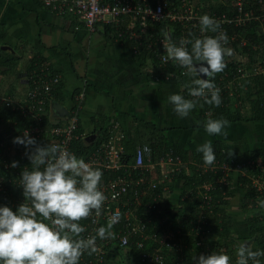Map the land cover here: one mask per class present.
Instances as JSON below:
<instances>
[{"label": "trees", "instance_id": "trees-1", "mask_svg": "<svg viewBox=\"0 0 264 264\" xmlns=\"http://www.w3.org/2000/svg\"><path fill=\"white\" fill-rule=\"evenodd\" d=\"M234 1L193 0L195 10H198L203 15L231 11L234 9ZM246 1L255 2V0ZM153 3L155 4L156 2L153 1ZM255 5L259 8L260 3L255 2ZM74 16L80 20L76 15ZM106 27L108 31L113 32L112 37L117 39V34L113 31L115 30L114 25L106 24ZM168 27L171 30H175V35L177 31L183 28V25L180 22L168 20L155 22V29L160 34L164 33ZM231 28L234 29L235 27L231 26ZM235 30L238 36L230 42L231 44L229 46L233 49L232 56L234 58L226 60V67L223 71L230 70L233 66L240 64H246L250 67L252 61L259 57L264 58V21L252 19L246 24L235 28ZM190 33L198 38L196 31H190ZM215 35L217 34L212 32L206 34V36ZM242 38L246 39L245 43H240ZM117 40L119 43L123 42L124 45L129 46L131 49L136 44L135 40L127 37L118 38ZM145 43H147V40L143 38L139 51L135 52L133 50V52L135 53V59L145 66L146 76L149 79H153V74L160 73L164 66L162 64L160 65L158 58L146 48ZM149 52L151 54H148ZM21 57V55L14 54L0 47V179L6 183L8 190V194L0 190V206H9L13 211H16L21 205L18 202L20 196L24 197L23 190H20L17 186L15 187L14 184L15 179L21 175L18 172H22L25 166L29 170L32 168L26 152H31L33 149L29 148L25 150L26 147L24 145L13 143L14 138L19 135L22 137L21 134L24 128L31 124H36L34 113L29 112V107L26 108V105L31 99H37L39 97H31V94L28 95L27 91L29 92L36 88L37 85L33 83L34 78L43 80L40 76L47 74L44 76L49 79L50 76L55 74H51L49 67L40 69L42 66L40 64L43 59L36 56L26 61L22 69H18ZM36 61L39 63H36ZM183 69L179 65L168 63L167 70L172 72V74L169 78H162L161 82L168 81L173 84H178L182 88L181 95H184L187 99H194L189 96V90L185 87V85L190 83L192 78L186 75L187 70L185 69V72H183ZM218 74L215 75L214 82L218 80ZM10 76L16 77V79H10ZM20 78L26 79L23 83L27 90L26 93H22L19 90V94L17 93L16 84L17 82L21 84ZM64 84L61 78L57 82L52 83V89L46 92L45 95V91L41 90L42 93L40 96H45V101L42 137L41 139H36L37 144L40 146L51 144V134L48 130L56 124L66 123L72 114V110L78 104L76 95L80 92L81 88L74 91L73 104L66 118L52 122L49 116L50 99L52 97L57 99L58 96V99L63 97V93L61 92ZM245 85L247 87L242 88L241 93L234 98L238 101V105L234 103L228 104L225 100H222L220 106L217 107L215 105H209L205 103L203 98H199L193 112L202 119L201 126H204L208 119L225 118L229 121L264 119V77L261 75L252 76L245 81ZM30 92L32 93V91ZM82 111L78 119V127L74 131L75 134L80 135H74L72 137L71 149L74 154L83 158L85 161L92 152L103 147L106 140L118 134L117 132L123 133L121 140L125 145V149L121 154L122 167L119 169H102L100 166L97 167L102 170V181L105 183L110 178L116 177L119 173L126 174L135 161L137 147L146 142H149L153 147L154 161L166 151H172L174 154L180 155L182 160L187 163L184 164L183 162L180 170L174 172L172 180L169 182L171 190L164 194L163 198L159 200L155 207L150 208V213L146 216L145 220V234L147 235L152 232L161 233L165 229L171 230L176 234L170 250L166 247L161 250L166 256L165 264H178V252L174 247H178L181 243L184 246V252L188 259L186 264H192L191 260L199 256L202 252L204 255H209L213 251L217 253L223 251L232 258L233 264H235L238 246L246 240L251 243L254 250H262L264 244V207L260 205L256 206V201L258 200H256L257 191L250 178L240 177L237 183H235V187L230 190L229 185L219 183L215 180L217 176L222 174L221 167L217 166L216 170H212L211 168L206 169V166L201 165L204 163L203 154L198 152L197 148L203 143L189 146L188 143L180 142L174 139L172 135L168 136L166 128L159 127L153 120L147 121L141 119L142 121H137L131 126H126L119 120V127H113L116 116L113 117L108 113L99 114L95 116L96 125L91 129V132L84 133L85 127L82 123ZM211 142L216 153V158L220 162L228 161L236 163L247 157L264 158V149L247 151L243 154L233 153L229 157L228 153L231 152L226 148L222 139H214ZM13 162H18V166H6L7 163L12 164ZM134 172L133 170V174H135ZM209 181H213L217 185L216 188L211 190L214 196V210L213 212H204L206 222L202 224V228L197 229L201 209L200 201L203 198L202 194L197 192V189L203 190L204 187L199 188V186ZM174 185L181 187L179 190H175ZM158 190L161 191V187ZM174 195H178L177 201L174 199L171 200L170 196ZM150 197L149 195L143 197V203L140 208H136L140 214L144 212L148 202L151 201ZM232 202L234 205L238 203V210L234 214L232 212L229 213L228 210ZM161 219H163L162 222H160ZM88 221L90 219L82 220L80 223L81 225H85ZM91 225L89 223V226ZM106 225L107 222L103 220L101 226ZM120 227L121 223H115L112 229L114 236L111 238V242L107 245V248H115L117 250L125 249L129 253L132 252L134 256L133 261L137 262V264H145V261L142 259V252L145 250L152 251L157 245V241L154 238H146V236L136 233L129 237V243L126 246L121 247L116 237V232ZM93 235H96V231ZM98 239L96 241H100ZM139 240L143 242V246L139 245ZM84 255L86 257L89 256L87 252ZM92 256L93 254L89 257ZM79 264H83V262L80 261ZM103 264H108L107 258ZM249 264H252V262ZM261 264L263 263L261 262Z\"/></svg>", "mask_w": 264, "mask_h": 264}, {"label": "built area", "instance_id": "built-area-1", "mask_svg": "<svg viewBox=\"0 0 264 264\" xmlns=\"http://www.w3.org/2000/svg\"><path fill=\"white\" fill-rule=\"evenodd\" d=\"M52 9L61 14H74L76 15L89 30H96L98 24H110L114 25V32L117 34V38H131L136 41L133 46V50L138 52L143 38L147 40L146 48L153 52V54L160 61L164 68L160 73H154V78L151 79L154 82H161L162 78H169L172 72L168 71V63L179 65L178 62L168 58L164 49L165 36L167 32L171 42L179 43L181 38L191 39L189 36L190 31H196L198 38H203L209 31L202 32L200 25V17L203 16L198 10H195L193 0H43ZM153 1L156 3L154 4ZM260 3L259 8L255 5ZM255 2H247L246 0H235L233 2L234 9L231 11L215 12L213 15H209L220 23V31H224L228 36L227 47L230 46V42L235 40L238 36L235 28L240 25L246 24L252 19H258L264 21V0H255ZM160 20L177 21L183 25V28L174 35L175 30H171L170 27L160 34L155 29V22ZM231 26L235 28L232 29ZM117 31V32H116ZM218 34V33H216ZM246 39L242 38L240 43H245ZM189 49L191 45H188ZM231 48V47H230ZM148 54H151V53ZM234 58L226 57L227 59ZM167 66V67H166ZM185 72V69L182 70ZM43 74L40 77L43 80L34 78L33 83L36 84V88L32 93L27 91L31 97H39L37 99H31L26 105L29 107V112H33L36 118V124H31L22 130V137L24 133H28L35 139H41L43 132V111L45 96H40L42 91L49 92L52 89V83L57 82L60 79V74L55 73L50 78H45ZM218 80L215 85L220 89L221 99L226 103L231 104L236 95L241 93L242 88H246L245 81L250 77L261 75L264 77V58H257L251 62L250 67L246 64H240L233 66L230 70H225L218 74ZM1 91V90H0ZM234 97V98H233ZM76 98L78 104L72 114L69 116L68 121L62 124H56L52 126L48 131L51 134V144H58L68 151L72 152L71 141L75 134V129L78 127V119L80 112L83 108L84 92L77 93ZM233 98V99H232ZM237 101L235 102V104ZM113 127H119L120 121L115 120ZM112 136L104 143L103 147L98 148L92 152L88 159L85 161L92 167L98 166L102 169H119L122 167L121 154L124 152L125 145L122 142L123 133ZM20 136V135H19ZM147 146L150 152H145L144 148ZM24 149V148H23ZM29 149V148H25ZM182 157L178 154H174L172 151H166L156 161L153 160V147L149 142L141 144L137 147L136 157L134 163L130 166V170L126 173H119L116 177L110 178L106 183L101 181V190L105 193L107 199L102 208V214L100 217H96L95 213L90 216L87 223L82 225L86 228L83 237L87 238L95 233V230L101 226L102 221L107 223L110 220H117V223H121V227L116 232V237L119 240L121 247L126 246L129 243V237L133 234L140 233L142 236L154 238L157 241V245L152 251L145 250L142 252V259L145 264H165L166 256L163 251L164 247H172L176 234L175 232L165 229L163 232H152L151 234H145L146 216L150 213V208L155 207L161 200L165 193L171 190L169 186L172 175L175 171H179L183 165ZM184 164H186L184 162ZM12 164L7 163L6 166ZM206 169L211 168L216 170L217 166L222 168V174L217 176L215 180L219 183H224L230 186V190L234 187L236 180L240 177H248L251 179L253 186L255 187L256 194V206H259V201H264V158L263 157H247L237 161L236 163L224 161L220 162L218 158L212 165H206ZM27 167V166H25ZM24 167V168H25ZM133 170L135 171L133 174ZM22 172L19 171L18 174ZM20 177L15 179V187L23 190L20 184ZM216 183L213 181L205 182L199 188L197 192L202 194L200 204V216L197 229L202 228V224L206 222L204 218V212H213L214 196L211 190L216 188ZM161 187V191L158 188ZM0 190L7 192L6 183L0 179ZM225 192V191H224ZM149 195L151 201L148 202L147 207L141 214L137 211V207L140 208L143 203V197ZM220 201V198H219ZM19 203L25 202V197L20 196ZM152 202V203H151ZM163 219L160 220L162 222ZM89 223L92 225L89 226ZM96 241L97 252L94 253L93 259L98 262H103L105 255L107 254V245L111 242V239ZM173 240V241H172ZM139 245L143 246V242L139 240ZM178 252V264H186L188 260L184 252V246L181 244L178 247H174ZM264 250V244L262 247ZM86 253V252H85ZM203 254V252L201 253ZM200 255V254H199ZM84 256V255H83ZM264 264V257L260 258ZM251 262V261H250ZM249 262V263H250ZM192 264H195L194 259L191 260ZM89 264H94L93 262Z\"/></svg>", "mask_w": 264, "mask_h": 264}, {"label": "clouds", "instance_id": "clouds-1", "mask_svg": "<svg viewBox=\"0 0 264 264\" xmlns=\"http://www.w3.org/2000/svg\"><path fill=\"white\" fill-rule=\"evenodd\" d=\"M200 25L202 32L218 34L197 38L189 33L192 39L181 38L177 44L170 41L167 32L164 33V49L168 58L178 62L187 70L186 75L192 78L185 87L194 99L181 94L168 97L181 118L191 114L199 98L209 105L220 106V89L216 87L214 77L225 69L226 57L233 55V49L226 46L227 33L220 31L217 20L205 14L200 17ZM188 45H191L190 49ZM235 102L233 99L231 104ZM230 126L231 122L225 118L208 119L204 124L209 135L224 137H227L225 129ZM13 143L33 149L26 152L32 168L25 167L20 177L25 202L16 211L9 206H0L2 264H79L85 252L89 256L97 252V238H113L112 229L118 222L115 219L97 228L96 235L87 238L82 235L86 228L80 223L93 213L96 217L102 214L107 199L101 190L102 170L58 144L40 146L28 133L23 137L17 136ZM144 151L150 152V149L145 146ZM197 151L203 154L206 165L215 163L216 153L210 140L199 145ZM232 155L233 152L228 153L229 157ZM11 166L17 167L18 162ZM259 204L264 207V201H259ZM236 257L235 264H249L250 261L261 264L264 250H254L246 240L239 244ZM193 259L196 264H233L232 258L223 251L200 254Z\"/></svg>", "mask_w": 264, "mask_h": 264}, {"label": "crops", "instance_id": "crops-1", "mask_svg": "<svg viewBox=\"0 0 264 264\" xmlns=\"http://www.w3.org/2000/svg\"><path fill=\"white\" fill-rule=\"evenodd\" d=\"M112 33L106 24L89 30L74 15L61 14L43 0H0L1 49L22 56L18 69L35 56L43 59L40 69L49 67L51 74L59 73L65 83L63 97L50 99L52 122L66 118L73 104L74 91L81 88L84 92L81 114L84 133H90L96 125V115L108 113L126 126L141 119L153 120L159 127L166 128L168 136L189 146L220 138L235 154L264 149V119L230 121L231 126L225 129L227 137H224L209 135L201 126L202 119L193 111L186 118L179 117L168 97L181 94L182 88L176 83L149 79L145 66L135 59L133 49L119 43ZM13 78L16 79L10 76ZM20 79L21 84H16L17 93H26L23 84L26 79ZM180 187L174 185L175 190ZM170 197L178 199V195ZM237 206L238 203H230L229 213L234 214ZM107 250L104 261L107 258L108 264H137L132 252ZM93 257L84 255L80 261L83 264L104 263Z\"/></svg>", "mask_w": 264, "mask_h": 264}, {"label": "rangeland", "instance_id": "rangeland-1", "mask_svg": "<svg viewBox=\"0 0 264 264\" xmlns=\"http://www.w3.org/2000/svg\"><path fill=\"white\" fill-rule=\"evenodd\" d=\"M18 53H19V51H18ZM21 59H23V58L21 57ZM233 98H234V97H233ZM233 98H232V99H233ZM250 244H251V243H250Z\"/></svg>", "mask_w": 264, "mask_h": 264}, {"label": "water", "instance_id": "water-1", "mask_svg": "<svg viewBox=\"0 0 264 264\" xmlns=\"http://www.w3.org/2000/svg\"><path fill=\"white\" fill-rule=\"evenodd\" d=\"M204 78H207V77H204Z\"/></svg>", "mask_w": 264, "mask_h": 264}]
</instances>
